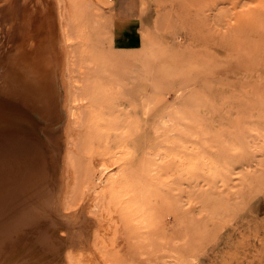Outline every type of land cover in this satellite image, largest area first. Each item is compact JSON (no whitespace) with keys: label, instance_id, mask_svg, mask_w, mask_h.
Segmentation results:
<instances>
[{"label":"rangeland","instance_id":"1","mask_svg":"<svg viewBox=\"0 0 264 264\" xmlns=\"http://www.w3.org/2000/svg\"><path fill=\"white\" fill-rule=\"evenodd\" d=\"M49 1L0 0V57L19 51V46L27 61L35 55H44L41 49L51 25L47 16L51 7ZM77 2L81 0H74L75 6ZM78 7L79 12L86 15L85 18L80 16L86 26H83V36L87 35L82 38L94 40L87 43L83 40V43L95 56L101 54L90 64V69L93 71L95 67L106 73L105 76L98 70L97 76L103 79L106 90L94 103L99 101L97 106L104 113L112 109V112L119 111L118 115L117 110L114 112L117 121L111 122L109 140L119 136V127L122 126V131L126 129L127 116L137 112L142 125L131 137L140 134L145 144L155 140L164 149L165 146L185 147L193 153L213 149L231 161L244 159L243 164H236L234 177L243 176L248 181L263 178L264 182V0H82ZM93 24L96 29L101 25V30L97 31ZM38 41L42 43L37 47ZM106 61L112 63L109 65ZM4 69L2 65L0 87ZM2 99L0 97V144H4L5 151L0 155V222L3 228L9 224L12 228L6 227L1 236L0 263L10 264L30 255L47 256L40 243L47 241L44 236L55 227L50 226L52 222L48 224L47 217L41 216L49 210L41 205L48 201L46 194L54 193L53 173L58 163L57 159L53 163L54 156L46 142L52 138L58 143L62 112L57 104L54 109L37 111L30 100L21 103ZM251 137L261 139L259 154L249 148ZM40 158L43 163L36 164ZM160 164L164 169L167 167L160 177L168 182L161 184L160 193L166 194L170 188L169 195L170 192L178 194L182 210L198 221V228L185 236L187 226L175 216L169 218L161 207L159 223L148 234L154 245L149 247L152 248L147 258L135 264H168L163 262L166 247L176 250L181 258L179 262L170 261L173 264H264V189L253 199L247 197V193L241 195L242 199L236 195L234 199L225 198L210 190H206L207 193L195 185L196 182H183L185 188L182 183L175 185V170L165 162ZM136 171L141 168H136L135 163L126 168L132 175H136ZM136 180L134 189L138 192L142 183ZM247 183L239 186L238 191L242 188L245 191ZM176 226L182 231H177ZM179 234L184 235L186 241L179 240Z\"/></svg>","mask_w":264,"mask_h":264},{"label":"bare ground","instance_id":"2","mask_svg":"<svg viewBox=\"0 0 264 264\" xmlns=\"http://www.w3.org/2000/svg\"><path fill=\"white\" fill-rule=\"evenodd\" d=\"M50 3L51 7L48 10L50 12H48L47 16L51 25L46 31L47 34L45 33L47 35L45 39L46 43L43 44L44 48L41 49L45 52L44 55H35L34 59L27 61L25 60V55L22 53L21 46H19V51H9L11 54L8 53V57H0V68L2 65L5 67L1 72L4 79L0 87V97L3 99L20 100L21 103H27V100H30L29 102L34 104L33 107L37 111L40 109L48 110V108L51 110L58 105L60 112H62V131L60 136H57V138L59 137L58 143L52 138V140L49 139L48 143L46 142L51 148V154L54 156L53 163L56 159L58 163L53 173V178L56 180L55 183L53 182L54 193H51V195L46 194L45 197L48 198V201L44 199L47 202L41 205V208L43 207L44 209L49 207L48 213L45 210L46 215L42 213L41 216L47 217L49 220L48 224L52 222L50 226L53 224L56 230L52 227L53 230L48 236H44L47 237V241H41L42 243H40L43 254L47 253L46 257H42L43 255L41 254V257H38L39 255H32L33 257L30 255L29 258H22L20 256L21 260L14 263L11 262L10 264H135L142 262L147 258L146 254L152 248L149 247L154 245V240L148 234L159 223V218L162 214L161 207L164 208L169 218L175 216L178 220H181L180 222L183 225L185 224L184 227L187 226V234L185 236L192 234L198 228V221L192 218V216L185 214L186 211L182 210V202H180L179 195H174L175 192H170L171 194L169 195L168 191L170 188H168L166 194L162 195L161 193L163 192L160 193L161 184L165 185L168 183L160 177L164 175L163 171L167 168L165 167L164 169L162 164H160L163 162L167 163V165L169 164L168 166L175 170L174 176L177 174L175 185L178 186L181 183L183 184V182H196L195 185L205 191L210 190L212 193L217 192L219 195H224L225 198L229 196L233 199L234 195L241 197L244 193H247L246 196L253 199L262 192L264 189L263 178L254 179L256 181H248L243 176L234 177V171L237 168L236 164H243L242 161L244 159L240 161L237 158V161H231L221 152L213 149H199L198 151L195 148L198 152L193 153L184 149V145H182L183 149L174 146H172L174 148H169V146L167 148L165 146L166 149H164L163 147H159L155 140H149L145 144L140 134L131 137L138 133L142 125V118L137 112L131 113L129 117L127 114V119H125L127 120L125 121L126 129L122 131V126H120V135L116 136L112 141L109 140V131L113 129L111 122L115 121V113L117 114L119 111L116 109L117 111L115 110L116 112L114 111V113L112 109L108 113H104L101 107L97 106L99 101H97V104L94 103L106 90V84L103 79H101V76H97L98 70L100 72H105V70H97L95 67L93 71L90 69V64L95 61L97 55L101 54L97 53L95 56L94 52L92 54L84 45V43L90 41L89 38H86L89 41L82 38L85 20L83 21L80 16L85 13L79 12L78 6H80V3L77 2L78 6H75L74 0H51ZM84 6L86 7V3ZM85 16L83 15L84 18ZM89 19L93 20V22L95 21L93 17ZM94 27L96 29V25ZM99 27L101 25L97 29ZM104 27L106 28L107 26L104 25ZM99 30L101 29L99 28ZM96 34L98 33L96 32ZM100 35H98V38L101 41L98 40L102 42V35L99 37ZM83 40L86 42L83 43ZM91 41L93 42L94 40ZM107 41L109 40L107 39ZM38 43L36 42L35 44L37 47L42 42L38 41ZM93 44L95 45V43ZM98 44L100 43L98 42ZM15 47L12 48L15 50ZM34 53L36 52L34 51ZM102 57H100V60ZM105 60L110 61L108 58ZM97 61L99 60L97 59ZM108 61L106 62L109 64ZM103 62L106 64L105 61ZM102 66L105 65L102 64ZM104 75L106 76V73ZM108 80L110 79L108 78ZM55 93L56 96L54 95ZM14 94H18L19 96L15 97ZM110 105L109 107H111ZM103 109H105L104 106ZM144 115L146 114L144 113ZM144 115L142 114L143 117ZM120 116L122 115L120 114ZM123 120L121 121L124 123ZM260 140L258 137L254 139L251 137L249 148L253 150V153L259 151L261 147ZM161 142L163 144V141ZM3 145L2 143L0 144V155L5 151L3 150L5 149ZM197 148L199 147L197 146ZM226 148L228 149V147ZM241 148L243 147L240 146ZM254 154L251 156L253 157ZM244 156L245 154L242 155L243 158ZM36 162L34 161V164L43 163V159L40 158ZM134 163L136 168H141V171H136V175L127 173L126 168ZM114 165H117V167L114 168ZM150 172H154L153 176L149 180H145V178H148L147 176ZM135 179L143 185V187H141L142 185L140 186L141 189L138 192L134 189ZM171 180L175 182V179ZM174 182H172V185ZM245 182H248L246 187H244L245 191L243 188L238 191L237 188L243 186ZM183 185L185 188V184ZM153 200L154 202H152ZM12 213L14 214V212ZM8 226L6 227H11ZM3 227L0 222V237H3L7 229ZM180 229L182 231V228L177 229V231ZM183 236L179 234L177 237L181 241H186V238ZM163 251L166 252L163 262L173 264L170 261L179 262L181 260L176 250L166 247L163 248ZM5 254L3 257H6Z\"/></svg>","mask_w":264,"mask_h":264}]
</instances>
